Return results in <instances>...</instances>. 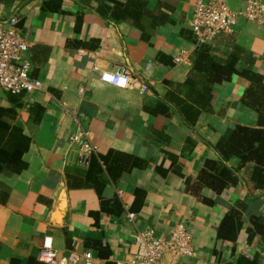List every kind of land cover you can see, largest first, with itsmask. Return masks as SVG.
<instances>
[{"label":"crops","instance_id":"0c3cea01","mask_svg":"<svg viewBox=\"0 0 264 264\" xmlns=\"http://www.w3.org/2000/svg\"><path fill=\"white\" fill-rule=\"evenodd\" d=\"M113 1L124 2L103 4L113 7ZM209 1L241 12L248 0ZM195 2L148 0L149 10L159 7L172 23L149 30L146 42L129 21L100 17V0H0V22L18 20L31 76L42 83L41 91L24 96L0 89V146L11 151L29 141L21 172L10 173L0 158V264H49L40 259L45 252L57 263L84 264L87 251L93 264H131L136 233L167 238L180 224L192 237L194 255L176 264H232L243 253L264 264V241L246 246L242 237L251 216L264 217V192L250 181L252 165L239 170L238 158L228 161L238 185L219 195L202 189L213 206L186 188L205 160H220L214 148L220 138L236 126L257 127V113L240 101L250 83L239 74H260L264 82V22L238 17L232 35L208 45L218 62L236 52L239 73L213 86L212 113H201L190 127L171 101L186 89L177 92L170 84L180 86L192 75ZM117 70L129 77L125 89L100 81L102 72ZM79 131L90 149L71 141ZM136 190L143 205L132 213ZM231 208L244 223L236 245L216 240Z\"/></svg>","mask_w":264,"mask_h":264},{"label":"trees","instance_id":"16d2710c","mask_svg":"<svg viewBox=\"0 0 264 264\" xmlns=\"http://www.w3.org/2000/svg\"><path fill=\"white\" fill-rule=\"evenodd\" d=\"M100 0L97 13L102 18H109L114 22L129 21L135 28L142 33V40L149 41L151 33L164 24L172 21L169 16L156 7L153 11L147 8L148 0H124V2L113 1V7H108ZM160 6V5H159ZM147 21V24H144ZM218 62L213 55L212 49L208 45H199L191 60L192 74L180 85L170 87L177 92L186 89L183 98H176L174 103L176 110L183 120L190 127L195 126L201 113H212L213 86L228 82L232 75L239 72L235 69L238 61L236 52L229 53L220 58ZM239 75L245 77L250 83L249 88L241 97V103L253 110L258 115L257 127L248 128L236 126L228 138H220L214 148L220 156V160H205L200 169L196 182L190 187L189 180H186V188L195 190L196 196L200 201L213 206L214 201L200 195L202 189L206 188L215 195L221 194L224 190L234 188L238 185V177L235 171L227 163L234 157L238 158L240 164L238 169L250 164V181L255 190L264 192V82L263 76L252 72H243ZM15 130V129H14ZM7 151L5 146H0V158L8 161L10 173H19L24 168L21 161L23 153L27 150L29 141L22 139ZM95 160L90 161V167L95 165ZM10 165V167H9ZM89 167V169H90ZM0 165V172L1 170ZM99 170V169H98ZM109 175L111 172L108 170ZM143 205V194L135 191L134 202L129 211L132 213L140 211ZM241 205V204H240ZM117 209L122 212L118 206ZM249 227L244 230V223L240 214L234 208L229 209L221 218L216 231V240L230 242L236 245L239 242L240 233L246 246L252 244L256 239L264 241V217L254 215L249 218ZM259 257L254 255L251 260L244 256L239 257L232 264H258ZM231 264V263H228Z\"/></svg>","mask_w":264,"mask_h":264},{"label":"built area","instance_id":"2783aa9c","mask_svg":"<svg viewBox=\"0 0 264 264\" xmlns=\"http://www.w3.org/2000/svg\"><path fill=\"white\" fill-rule=\"evenodd\" d=\"M238 17L257 24L263 23L264 5L258 0H248L243 11L234 12L222 1L196 0L189 29L198 46H211L217 38L233 34ZM27 49V43L18 28V20L9 18L6 22H0V89L3 92L24 96L42 90V83L31 76L32 67L26 57ZM100 81L122 90L127 88L129 77L121 70L102 72ZM77 133L71 141L78 143L81 148L90 149L89 144L80 136H86L85 133ZM132 244L134 253L131 264H164V254H170L171 262L176 264L182 257L194 255L192 237L182 224L175 226L167 238L157 237L152 230L138 232L133 236ZM242 256L249 257L246 253ZM40 259L49 264H75L71 259L57 263L51 252L43 253ZM82 259L84 264H93L92 252H85Z\"/></svg>","mask_w":264,"mask_h":264},{"label":"water","instance_id":"95a60500","mask_svg":"<svg viewBox=\"0 0 264 264\" xmlns=\"http://www.w3.org/2000/svg\"><path fill=\"white\" fill-rule=\"evenodd\" d=\"M162 262H167V260L170 258V254H164Z\"/></svg>","mask_w":264,"mask_h":264}]
</instances>
